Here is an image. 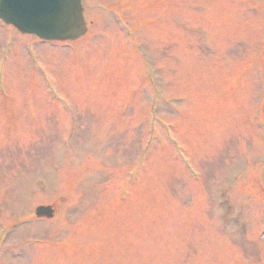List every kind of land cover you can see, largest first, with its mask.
<instances>
[{"label":"rangeland","instance_id":"374dc122","mask_svg":"<svg viewBox=\"0 0 264 264\" xmlns=\"http://www.w3.org/2000/svg\"><path fill=\"white\" fill-rule=\"evenodd\" d=\"M84 6L0 25V264H264V0Z\"/></svg>","mask_w":264,"mask_h":264},{"label":"water","instance_id":"95a60500","mask_svg":"<svg viewBox=\"0 0 264 264\" xmlns=\"http://www.w3.org/2000/svg\"><path fill=\"white\" fill-rule=\"evenodd\" d=\"M0 17L46 39L77 38L86 30L82 0H0ZM37 214L52 217L54 210L40 206Z\"/></svg>","mask_w":264,"mask_h":264}]
</instances>
